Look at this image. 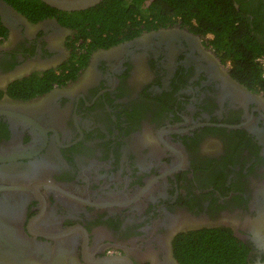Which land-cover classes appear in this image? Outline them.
<instances>
[{
	"label": "flooded vegetation",
	"instance_id": "1",
	"mask_svg": "<svg viewBox=\"0 0 264 264\" xmlns=\"http://www.w3.org/2000/svg\"><path fill=\"white\" fill-rule=\"evenodd\" d=\"M228 2L220 48L164 0H0V264H264V0Z\"/></svg>",
	"mask_w": 264,
	"mask_h": 264
},
{
	"label": "trees",
	"instance_id": "2",
	"mask_svg": "<svg viewBox=\"0 0 264 264\" xmlns=\"http://www.w3.org/2000/svg\"><path fill=\"white\" fill-rule=\"evenodd\" d=\"M144 1L145 0H102L88 13L93 14V16L97 18V21L124 24L126 20L136 21L139 16H148L153 10L151 8L154 7L151 5L148 8H144ZM164 1L172 5L173 9H175V14L188 15L189 18L196 16L198 21L204 26L201 28L202 32H215L220 41V48H223L221 42L226 41L228 36L234 32L232 30L233 20L231 18H226L229 14L225 13V11L228 12L229 10L234 13V9L230 2H228V5L224 8V6L214 3V1L216 2L218 0H171L173 3L168 0ZM193 3L194 5H192ZM155 8L158 10L156 5ZM257 53L259 55L263 54L264 48L257 50ZM218 237L219 236L215 235V240H211L213 242L210 241V243L207 241L205 243L199 242L194 244L192 249L195 254H193L191 250L192 253H190V255L192 259L193 255L195 256V264H238L240 261L235 257L240 255L243 259V254L240 252L241 250L239 251L232 241V259L230 263H228L226 258H223V254L216 251L218 250L217 247L219 244ZM226 249L228 248L225 246L223 250L226 251Z\"/></svg>",
	"mask_w": 264,
	"mask_h": 264
},
{
	"label": "water",
	"instance_id": "3",
	"mask_svg": "<svg viewBox=\"0 0 264 264\" xmlns=\"http://www.w3.org/2000/svg\"><path fill=\"white\" fill-rule=\"evenodd\" d=\"M45 5L62 11H81L96 6L102 0H40ZM3 6L6 4L3 3Z\"/></svg>",
	"mask_w": 264,
	"mask_h": 264
},
{
	"label": "clouds",
	"instance_id": "4",
	"mask_svg": "<svg viewBox=\"0 0 264 264\" xmlns=\"http://www.w3.org/2000/svg\"><path fill=\"white\" fill-rule=\"evenodd\" d=\"M142 140H143V143L148 147L155 146V145L159 144L158 135L152 131H145L143 133Z\"/></svg>",
	"mask_w": 264,
	"mask_h": 264
},
{
	"label": "built area",
	"instance_id": "5",
	"mask_svg": "<svg viewBox=\"0 0 264 264\" xmlns=\"http://www.w3.org/2000/svg\"><path fill=\"white\" fill-rule=\"evenodd\" d=\"M257 62L260 65L261 74H262V76H264V53L261 54L260 56H258Z\"/></svg>",
	"mask_w": 264,
	"mask_h": 264
}]
</instances>
